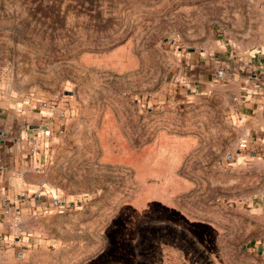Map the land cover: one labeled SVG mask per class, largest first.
<instances>
[{"label":"rangeland","instance_id":"obj_1","mask_svg":"<svg viewBox=\"0 0 264 264\" xmlns=\"http://www.w3.org/2000/svg\"><path fill=\"white\" fill-rule=\"evenodd\" d=\"M262 52L264 0H0L1 137L42 169L0 264H264V127L237 115Z\"/></svg>","mask_w":264,"mask_h":264},{"label":"crops","instance_id":"obj_2","mask_svg":"<svg viewBox=\"0 0 264 264\" xmlns=\"http://www.w3.org/2000/svg\"><path fill=\"white\" fill-rule=\"evenodd\" d=\"M253 68L256 70L253 80L245 81L242 88L243 98L238 102V117H246L243 111L252 109L254 114L255 128L264 127V52L253 55ZM257 58V59H256ZM259 93V96L252 94ZM13 118L8 115L6 118L0 113V231L6 234L12 227L11 214L14 208L18 210V201L24 199L29 192L37 187L36 172L38 162L34 147L35 138L24 130L18 137L5 140L1 133L5 134L2 127L12 129ZM46 126V124H43ZM40 168V167H39ZM37 197V196H36ZM16 204V206H14ZM20 210V208H19ZM7 237V236H5Z\"/></svg>","mask_w":264,"mask_h":264},{"label":"built area","instance_id":"obj_3","mask_svg":"<svg viewBox=\"0 0 264 264\" xmlns=\"http://www.w3.org/2000/svg\"><path fill=\"white\" fill-rule=\"evenodd\" d=\"M253 55H257L258 53H252ZM248 138L247 137H243L239 140V144H238V149L241 150V149H245L248 147ZM38 171H41V168H37Z\"/></svg>","mask_w":264,"mask_h":264}]
</instances>
